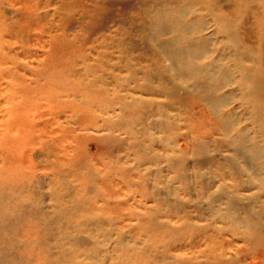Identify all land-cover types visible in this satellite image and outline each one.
<instances>
[{
  "label": "bare ground",
  "instance_id": "1",
  "mask_svg": "<svg viewBox=\"0 0 264 264\" xmlns=\"http://www.w3.org/2000/svg\"><path fill=\"white\" fill-rule=\"evenodd\" d=\"M192 1L195 0H167L161 5L154 2L149 8L144 7V4L141 6L143 8L140 9L142 10L140 13L145 19L148 30L154 34H151L152 36L162 35L165 29L176 33L171 40L172 43L166 41L158 46H148L147 56L152 60H140L145 63L140 64L142 68L139 70L144 78L143 88H150L151 86L145 81L149 82L151 78L156 77L160 88L154 89L150 94L168 97L173 88L174 92L176 89H181L197 97L206 106L213 117L211 127L208 128H211V132L220 130L225 139L224 143L230 149L228 151L230 155L217 163L215 175L210 173L211 171L208 174L211 187L215 186L213 184L215 179L218 182L216 189L207 195L209 202L211 204L219 202L224 205L214 211L216 217L226 221L221 223L217 230L220 232L226 230L230 235H234L235 239L240 241L244 253L247 250L246 254L252 258L249 263H243V260L237 264H264V229L259 231L246 223V219L240 220L242 217L239 216L238 208L235 206L244 198L239 188L244 192L254 191L248 197L251 204L256 203L260 198L264 202V27L258 29L255 19L254 21L245 16L226 17L205 5L207 14H204L212 20L214 30L205 37L186 39L187 33L198 28L204 30L205 26V23L198 24L194 21L193 25L191 21L185 24L184 19ZM7 4L9 10L6 6L3 10L0 8L1 217L8 216V212L19 214L22 208L36 210L40 216L45 215L32 191V187L37 184L35 172L37 164L34 162L36 153L33 149L38 143L40 146H46V152L42 156L51 161V170L48 173L52 176L49 189L54 210L51 216L45 215V219L61 220L62 217H67L73 223L68 227L70 229L68 233L55 239V244L51 245L50 242L51 246L43 244L48 250L49 257L56 259L55 264H60L59 261L62 264L140 262V259L143 260L142 249L146 246L125 242V237L119 235L118 230H113L115 236L109 237L111 245L105 250L94 244L90 235L103 230L102 228L100 230L102 223L99 221L106 218L103 214L105 211L95 204L91 208L84 207L85 202L80 192L85 188H80L82 183L79 182L80 178L77 174L82 166L80 162L82 145L90 140L95 141L100 149L111 147L113 144L119 145L123 139L116 138L112 130L117 128L123 130L124 127L130 129L131 120L137 118L138 112L148 106L146 101L134 96L131 88H125V84L129 81L138 80L133 69H130V61L127 60L125 65H122L121 57L117 59L118 62L113 60L114 63L110 61L106 63L104 60L107 56L99 55L89 64L82 61L83 68H78L77 61L73 69L70 68L73 61L69 66L64 63L65 58L70 57V51L73 49L79 51L83 43L74 36L67 38V33L75 26L81 29L94 27L106 7L92 6L93 4L90 5L85 0H8ZM49 7H52V10L43 11ZM5 12L8 15L7 19L3 17H6ZM139 20L141 21V18ZM215 34H219L220 38L214 40ZM174 40L176 43L185 40V46L175 47ZM34 44L43 48L41 52L29 51L21 54L17 49L18 46L28 48ZM216 49L220 52L213 57ZM224 54L227 56L224 57ZM122 72H127L125 80L121 79ZM164 84L167 86L161 87L165 86ZM231 86L232 91L220 93L222 89ZM125 90L126 93L122 94ZM233 100L237 101L234 109L229 107L230 101ZM165 106L168 111L174 109H171L169 104ZM236 109L240 113L237 119L233 115L237 112ZM89 113H93L94 116L88 118ZM158 113L160 115L161 111L159 110ZM65 116H69V120L64 125ZM180 118L181 116L178 115L177 119H174L173 126ZM70 121L75 127H70L72 125ZM161 124L163 123L156 124V127L162 126ZM90 126L100 127V131H108V135L88 137L77 133V130H86ZM175 139L176 133L170 138L167 135L158 139L159 145L170 148L166 156L170 163L169 169L179 164L178 159L172 155L173 145H170ZM150 140L154 141L155 138ZM188 140L195 154H202L206 144L209 145L210 142L204 144V138L192 135ZM134 153L141 156L137 149H134ZM67 174H70L71 181L67 180ZM198 176L194 177L195 182L204 192L206 188L201 186ZM239 176H246V180L240 182ZM175 177L182 184L187 182L182 173H177ZM27 180L31 181L30 184L26 183ZM226 181H231L232 184H227ZM85 187L89 189L88 185ZM107 192L109 194V191ZM12 217L15 219L13 215ZM83 232L88 235L87 239H91L92 247L86 248L87 243H77L76 239L79 240L77 237ZM209 242L214 243L211 239ZM63 244L66 245L65 248L62 247ZM82 246L86 249L82 250ZM199 246L190 242L179 248L174 256L168 257L170 263L227 264L219 260L220 255L219 258L217 257L218 261L215 260L213 248L216 247L212 244L204 245V249ZM232 246L231 242L222 241L219 246L225 254L229 252L228 254L231 255L228 256L232 257L229 259L230 264V261L238 255V249ZM255 258L259 260L254 262Z\"/></svg>",
  "mask_w": 264,
  "mask_h": 264
},
{
  "label": "rangeland",
  "instance_id": "2",
  "mask_svg": "<svg viewBox=\"0 0 264 264\" xmlns=\"http://www.w3.org/2000/svg\"><path fill=\"white\" fill-rule=\"evenodd\" d=\"M7 1L0 0V8L2 10L5 6L9 10ZM85 1L90 5L93 4L92 6L106 7V9L98 17L99 19L96 21L94 27L81 29L75 26V28L73 27L67 33V38L74 36L76 39L79 38L83 43L79 51L75 49L70 51V57L65 58L64 63L69 66V63L73 61L70 66L73 69L74 63L77 61L78 68H83L84 64L82 61L89 64L97 59L99 55L107 56L104 60L106 63L108 61L110 63L118 62L122 57L120 64L125 65V61H130V69H133L138 78L136 82L129 81L128 84H125V88H131V92L136 98L146 101L148 104L146 108L144 107L138 112L139 116L137 118L131 120L130 129L128 127H121L123 130H119L118 128L112 130L116 138L123 139V142L120 143L121 145L113 144L111 147L100 149L95 141L90 140L81 146L82 156L80 162L82 166L77 171V174L80 178L79 182L82 183L80 188H85L84 191L80 192L82 200L85 202L84 207L91 208L95 204L96 207L104 208L105 213L103 214L106 216L105 219L99 221V223H102L100 230L101 228L103 230L101 232L98 230L93 235H90L94 244L98 245V247L101 246L105 250L111 245L109 237L114 238L113 236H115L113 230H118V234L123 238L125 237V242L137 245L144 244L146 246L145 249H142L144 261L140 259V262L136 264H171L168 257L174 256L176 250L186 244H190V242L196 243V245L199 244V248L203 249L204 245L209 244L211 246L212 244L216 247L215 249L213 248L215 260L217 259L218 261V256L220 255L219 260L222 263L230 264L229 259H232V257L228 256L231 255L228 254L229 252L225 254L221 247L219 249V246L221 241L231 242L233 244L232 247L238 249V255L236 256L238 258L230 261L231 264H237V262L243 260V263L251 262L252 258L246 254L247 250L244 253L240 241L236 240L234 235H230L226 230H222L221 232L217 230V227L221 223H226V221L216 217L214 211H217L219 206L223 207L224 205H221L219 202L211 204L207 198L208 193H212L218 185L217 179H215L213 182L215 186L211 187V183L208 181L209 171L215 175L217 163L230 155V152H228L230 149L224 143L225 139H223L221 131L214 130L211 132V128H208L211 127L210 123H212L213 117L197 97L191 96L181 89H176L174 92L173 88L168 97L150 94L154 89L160 88L156 77L151 78L152 80L149 82L145 81L147 85L151 86L150 88H143L144 78L139 70L142 68L140 64L145 63L140 60H152L147 56L149 51L148 46H158L160 43L169 42L174 38L176 33L165 29L162 35L152 36L151 34L153 33L148 30L145 19L140 13L142 10L140 9L143 8L141 7L143 4L145 5L144 7L149 8V5H153L154 2L157 5H161L167 0ZM96 3L97 5H95ZM205 5L212 7L215 12L226 17L245 16L251 18V20L255 19L257 20H254L255 25L258 29L264 27V0H195L191 2V8L184 19L186 21L185 24L189 23V21H191L190 23L194 21L198 24L205 23V26L204 30L198 28L194 29L191 33H187L188 36L185 35L186 39L193 40L205 37L214 30L212 20L208 16H205L207 14V10L204 9V7L206 8ZM51 8H45L43 11L52 10ZM4 15H6V17L3 16L4 19H7L8 15L6 12ZM140 18L141 21L139 20ZM218 38H220V35L215 34L214 40ZM174 41L175 47L183 48L185 46V40H179L177 41L178 43H176V40ZM26 47L18 46L17 49L21 54L29 51L41 52L43 49L38 44ZM228 50L232 52L231 49ZM219 52L220 50L216 49L213 57ZM226 56L227 54H224V57ZM195 62L197 63L198 61ZM200 62L204 63V61ZM126 74L127 72H122L120 75L121 79L125 80ZM231 89H233L232 86L226 87L220 93H227L232 91ZM125 93L126 90L122 92V94ZM167 104L170 105L171 109L174 108L173 111L166 109L165 105ZM236 105L237 101L233 100L230 101L229 107L233 108ZM159 110L161 111L160 115H158ZM239 114L237 110L233 115L235 118L237 116L239 118ZM110 115L113 116L111 113ZM178 115L181 118L173 126L172 122L174 119H177ZM93 116V113H89L88 118ZM142 117L143 119H141ZM63 119L65 125L66 121L69 120V116H65ZM160 122L163 123L161 124L162 126L156 127V124ZM70 127L75 126L72 124ZM158 130L160 131L158 132ZM77 133L88 137H103L108 135V131H100V127L94 128L93 126H90L86 130H77ZM166 133L168 138L176 133V139L170 145H173L172 155L178 159L179 164L171 169L168 167L170 163L166 158L170 152V148H164L158 144V139H162L164 136L167 137ZM191 135L197 138H204V144L210 141L209 145L206 144L202 153L203 155L200 153L195 154L196 152L188 140ZM150 138H155V140L151 141ZM124 141L126 142L125 146L123 145ZM35 147L33 150L36 153V161L34 162L37 164L35 171L37 184L32 187V191L37 198H33H36L40 202L38 206L40 205L41 211L46 216H51L54 210L52 208L51 190L49 189V181L52 176L51 173H48L51 170V161L42 156L46 152V146H40L36 143ZM134 149L139 150L141 156L138 153H134ZM177 150H181L182 153L177 152ZM157 169L159 170L157 171ZM177 173L184 174L187 182L184 184L180 183L175 177ZM196 173L200 175L198 174V176ZM195 176L200 178L201 186L206 188L204 192L196 184ZM67 180L71 181L70 174H67ZM244 180H246V176H239L240 182L243 183ZM156 181H159V184ZM30 182L27 180L26 183L30 184ZM226 182L227 184H232L231 181ZM86 185L89 186V189H86ZM241 190L239 188L242 197L245 199L243 198L235 204L238 208L237 212L239 216L241 215L240 217H242L240 220L246 219V223L251 224L259 231L263 230L264 202L261 200L262 198L258 199L256 203L251 204L248 201V197L254 191L244 192ZM107 191H109L111 196L107 194ZM37 212L29 208H22V212L19 214L8 212V216L3 218L0 215V264H55L54 261L56 259L49 257L48 250L43 247V244H48L49 246L52 243L55 244V239H58L64 233H68L70 230L68 227L73 225V223L67 217H62L61 220H46L45 215L40 216V213ZM12 215L15 219H13ZM64 215L67 216L66 214ZM16 217L18 218L16 219ZM73 236L75 235L73 234ZM77 238H79V240L76 239L78 244L87 243V246L84 245L86 248L92 247L91 239H87L88 235L86 233L83 232ZM209 239L213 240L214 243L209 242ZM84 246H82V250L86 249ZM62 247L65 248L66 245L63 244ZM53 252L57 253V251ZM253 260L255 262L259 258ZM59 263L62 264L61 261Z\"/></svg>",
  "mask_w": 264,
  "mask_h": 264
}]
</instances>
